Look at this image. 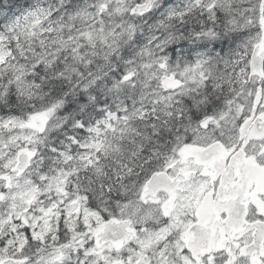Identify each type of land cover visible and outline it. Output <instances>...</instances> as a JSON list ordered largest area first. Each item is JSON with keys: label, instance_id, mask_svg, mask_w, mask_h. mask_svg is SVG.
<instances>
[{"label": "snow or ice", "instance_id": "1", "mask_svg": "<svg viewBox=\"0 0 264 264\" xmlns=\"http://www.w3.org/2000/svg\"><path fill=\"white\" fill-rule=\"evenodd\" d=\"M0 264H264V0H0Z\"/></svg>", "mask_w": 264, "mask_h": 264}]
</instances>
